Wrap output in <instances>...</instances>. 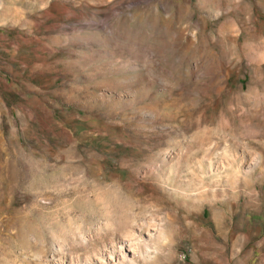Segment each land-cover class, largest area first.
<instances>
[{
	"label": "rangeland",
	"instance_id": "374dc122",
	"mask_svg": "<svg viewBox=\"0 0 264 264\" xmlns=\"http://www.w3.org/2000/svg\"><path fill=\"white\" fill-rule=\"evenodd\" d=\"M0 264H264V0H0Z\"/></svg>",
	"mask_w": 264,
	"mask_h": 264
},
{
	"label": "bare ground",
	"instance_id": "6f19581e",
	"mask_svg": "<svg viewBox=\"0 0 264 264\" xmlns=\"http://www.w3.org/2000/svg\"><path fill=\"white\" fill-rule=\"evenodd\" d=\"M132 248V247H131Z\"/></svg>",
	"mask_w": 264,
	"mask_h": 264
}]
</instances>
